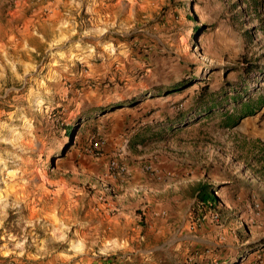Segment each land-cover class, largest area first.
I'll return each instance as SVG.
<instances>
[{
    "label": "rangeland",
    "instance_id": "1",
    "mask_svg": "<svg viewBox=\"0 0 264 264\" xmlns=\"http://www.w3.org/2000/svg\"><path fill=\"white\" fill-rule=\"evenodd\" d=\"M198 86L264 92V0H0V264H264V107Z\"/></svg>",
    "mask_w": 264,
    "mask_h": 264
},
{
    "label": "trees",
    "instance_id": "2",
    "mask_svg": "<svg viewBox=\"0 0 264 264\" xmlns=\"http://www.w3.org/2000/svg\"><path fill=\"white\" fill-rule=\"evenodd\" d=\"M257 3L260 5V1ZM250 71L251 69L248 68L246 75H249ZM183 84L184 82L174 83L168 86L167 91L169 93L176 92L182 88ZM198 89H200L201 92L198 96L197 104L204 106L205 112L208 113L207 115L212 113H219V115H223V118L227 123L236 122L244 116L255 114L262 107H264V92L259 93L256 100H251L250 98L242 99L244 97L243 91L241 89H234L233 94L230 97L231 104H233L232 112H223L221 107L227 101V99H225L226 95L222 96L216 93L212 94L208 88L204 86H198ZM245 91H248V88H246ZM82 129L84 130V127ZM64 131L70 137L74 135V130L71 126L65 127ZM215 187L216 186L210 187L208 184L202 182L197 184L195 187L196 208L203 211H209L219 207V200L212 192ZM201 215H203V213H201ZM256 245V243L251 244V246Z\"/></svg>",
    "mask_w": 264,
    "mask_h": 264
},
{
    "label": "crops",
    "instance_id": "3",
    "mask_svg": "<svg viewBox=\"0 0 264 264\" xmlns=\"http://www.w3.org/2000/svg\"><path fill=\"white\" fill-rule=\"evenodd\" d=\"M143 191H146L144 192V196L146 197L147 200V205L144 206V209L145 211L143 212V214L146 216V219H148L150 221V224L153 225V224H156L157 222L159 221H162V219H160L159 217L157 216H154V213L155 212H160V211H171V206H169L168 204H165V205H161V204H157V203H154L157 202V198H155V194H148L147 191H150L152 193H158L160 192L161 190H163V185H158L157 187L156 186H152V185H149L147 183H138L137 184ZM175 197H173L174 199ZM172 199V200H173ZM151 202H153V204H151ZM128 211H125L124 209H121L119 214L117 216H126ZM169 214L171 215V213L169 212ZM150 233H154V235H158L160 233V231L156 230V229H153V230H148Z\"/></svg>",
    "mask_w": 264,
    "mask_h": 264
},
{
    "label": "built area",
    "instance_id": "4",
    "mask_svg": "<svg viewBox=\"0 0 264 264\" xmlns=\"http://www.w3.org/2000/svg\"><path fill=\"white\" fill-rule=\"evenodd\" d=\"M101 145H102V142H97V143L94 145V147H95V149H99V146H101ZM109 169H110L113 173H117V174H124V173H126V171H127V169H126L124 166L119 165L118 162L115 161V160H113V161H111V162L109 163ZM145 170H146L147 172H150V173L153 175L154 178H156V179H158V180L161 179L160 175H159V174H156V173L154 172V169H153V167H152L151 164L145 166ZM212 218H213L214 220H216V219H217V214H213V215H212ZM198 221H199V220H196V221L191 225V228H195V224H197Z\"/></svg>",
    "mask_w": 264,
    "mask_h": 264
}]
</instances>
